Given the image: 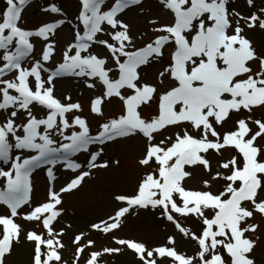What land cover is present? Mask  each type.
Returning a JSON list of instances; mask_svg holds the SVG:
<instances>
[{
    "label": "snow or ice",
    "instance_id": "6c2138e0",
    "mask_svg": "<svg viewBox=\"0 0 264 264\" xmlns=\"http://www.w3.org/2000/svg\"><path fill=\"white\" fill-rule=\"evenodd\" d=\"M31 3L0 7V264L22 242L31 264H69L66 237L71 264H107L126 250L137 264H257L264 46L252 36L264 32V0H78L71 15L45 0L48 19L28 28ZM81 87L92 93L86 114L73 99ZM117 140L136 141L143 171L110 214L70 234L64 197L109 167L105 148ZM37 170L43 200L33 198ZM60 173L70 175L57 187ZM141 211L172 232L117 235ZM92 232L116 246L98 247Z\"/></svg>",
    "mask_w": 264,
    "mask_h": 264
},
{
    "label": "rangeland",
    "instance_id": "374dc122",
    "mask_svg": "<svg viewBox=\"0 0 264 264\" xmlns=\"http://www.w3.org/2000/svg\"><path fill=\"white\" fill-rule=\"evenodd\" d=\"M45 0H32L23 13L25 26L34 28L39 25L42 20L48 19L40 12V7ZM71 15L76 11L78 0H57ZM154 3V0H146V4ZM237 4H242L243 0H236ZM3 6V0H0V7ZM67 29H65L66 31ZM257 47L264 46V32L257 31L252 36ZM79 92L83 95L75 94L73 99H79L84 105L85 114L87 113L89 97L92 93L81 87ZM118 107V105H117ZM93 128L95 123L93 121ZM95 150V149H93ZM139 154V147L134 140H117L115 144L109 143L105 148V158L110 159V165L107 169H99L94 173L92 178H86L82 187L74 191L71 195L64 197L62 207L65 209L63 222L71 224V232L87 231V226L98 219H103L107 214L112 212L114 207V196L122 192H131L140 173L143 171L137 163L136 158ZM79 159L84 162L86 157L81 155ZM119 160V165L112 164L111 161ZM70 174L60 173L56 181L59 187L65 180V176ZM34 193L33 198L43 200L46 195V187L48 184L46 175L43 170H37L33 174ZM260 218L257 217V222ZM190 225L195 227L194 221ZM30 227V226H29ZM165 231L172 232L170 225L158 219V214L151 211H141L137 216H129L122 230L117 233L119 236L136 237L145 241L160 240ZM260 240L258 247L254 252L257 264H264V224L257 233ZM90 238L97 241V246L105 244L108 246H116L109 243V238L97 232H92ZM66 249L64 258L71 264L74 246L71 241L64 240ZM177 247L188 253L194 251V245L191 241L177 238ZM33 246L28 242H22L15 245L12 254L8 257V264H31ZM87 256V252L84 254ZM107 264H137L136 257L131 251H125L123 254L115 256H106L104 258ZM83 264V261H81Z\"/></svg>",
    "mask_w": 264,
    "mask_h": 264
}]
</instances>
